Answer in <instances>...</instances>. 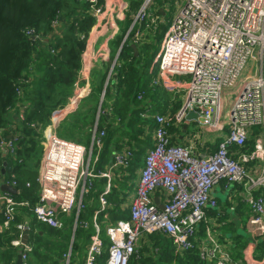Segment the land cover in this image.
Listing matches in <instances>:
<instances>
[{"label":"built area","instance_id":"built-area-1","mask_svg":"<svg viewBox=\"0 0 264 264\" xmlns=\"http://www.w3.org/2000/svg\"><path fill=\"white\" fill-rule=\"evenodd\" d=\"M95 17L86 39H116L121 33L119 21H125L130 8L127 0H86ZM153 0H144L133 18L124 39L134 30L139 42L142 26L152 17ZM154 21V18H152ZM59 15L53 21L54 32L61 31ZM27 35L44 40L42 33L26 30ZM84 37V36H82ZM120 48L118 50V53ZM108 57V56H104ZM264 0H186L169 25L156 57L159 78L171 90L184 91V100L174 116L156 114L154 143L146 153L136 196L131 203L129 219H118L107 225L108 243L101 235V215L107 217L108 196L113 187L114 172L130 165L135 149L123 145L113 154L108 171L95 169L98 157L86 164L87 147L78 141L62 137L58 126L69 112L78 108L90 94L85 81L91 79L94 57L84 51L72 94L66 103L54 109L45 134L36 181L39 196L34 206L39 223L62 230L64 217L74 218V228L92 229L83 264H130L139 254L142 236L161 233L169 237L178 252L198 249L206 264H264V246L257 252L245 251L243 259L233 257L230 241L221 242L207 226L200 235V224L207 221V209H219L214 189L220 183L241 188L243 200L250 209L249 233L264 245ZM250 61L259 62L254 73H245ZM155 62V61H154ZM117 59L113 62L115 67ZM171 76H174L171 78ZM181 76H190L181 80ZM174 78H178L175 82ZM23 96V91H19ZM143 94L139 95L142 98ZM228 97V100H227ZM26 109L27 104L18 105ZM228 108L225 110V105ZM193 111L196 119H188ZM24 118V114L22 119ZM195 121L197 126L216 134V150L207 155L196 154L189 144L175 143L169 127H180ZM33 127H40L31 123ZM0 127V154H17V137H6ZM104 129L95 128L93 146L101 145ZM253 138L254 144L248 146ZM91 159V158H90ZM98 178L107 180L99 194L100 207L92 216V227L81 218L85 210L83 197L95 189ZM17 188L14 174L2 179ZM31 186V182H27ZM162 189L165 202L159 206L154 193ZM28 202V201H27ZM18 201L12 193H0V206L9 225L17 212ZM18 236L12 241L22 248L23 264L34 251V243L24 242L25 223L17 224ZM70 264L71 252L64 255Z\"/></svg>","mask_w":264,"mask_h":264},{"label":"trees","instance_id":"trees-1","mask_svg":"<svg viewBox=\"0 0 264 264\" xmlns=\"http://www.w3.org/2000/svg\"><path fill=\"white\" fill-rule=\"evenodd\" d=\"M141 3L142 0H137V2L129 4L132 7H137ZM102 4H104V0H98L97 5ZM90 9V3L86 0H0V127L6 128V137L11 134L16 135L18 145L15 157L10 154H0V180L10 178L13 173L16 174L18 193L12 195L18 201L27 199L34 203L38 199L39 185L36 181L38 170L32 167L30 161L40 162L39 151L42 149L38 145L37 139L39 136L41 138L43 129L50 123L52 111L64 105L68 96L72 94L81 66V57L87 45L86 37L95 23V17ZM58 15L62 22L61 29L68 25L63 35L54 32L53 21ZM125 22L131 26L133 18L128 19L127 17ZM28 29H34L37 34L42 33L44 40L41 42L27 35L26 30ZM128 29L125 31L121 29V33L114 41L117 49L120 48ZM167 29L168 26L164 25L163 31L158 33L161 38H158L157 48L152 47L149 42L143 44L137 42V50L132 46L135 43L134 30H132L112 72L113 77L110 79L103 101L102 120L110 122L114 116L129 122H134L133 119L138 120L135 116L141 110L140 103L143 104L146 99V97L139 99L138 96L143 91L147 92L152 75L150 70ZM105 80L104 72L100 79H97L90 97L97 95L99 98L101 96ZM124 84L127 86L125 93L123 92ZM21 89L23 96L19 93ZM122 97H126V102L119 103L117 100ZM112 98L114 99L113 103L108 104ZM19 102L27 103L28 107L25 110L24 118L20 119L16 129L13 130L9 113L11 109L19 106ZM178 108L179 104L175 107V111ZM86 109L85 112H93V108L89 104ZM77 113L78 110L73 114L76 116ZM84 121V123L88 122L86 119ZM31 123H36L40 127H33ZM89 134L91 136V133ZM253 144L254 139L251 138L248 141V146ZM101 166L100 160L97 163V168L100 169ZM99 179L95 181L96 189L90 191L89 199L98 196L102 183ZM28 181L31 182L30 187L27 186ZM97 207V203L88 207L87 212H90L88 216ZM87 212H82L81 218L86 219L84 214ZM104 223L106 222L101 223V235L108 243ZM34 229V226L31 225V232ZM56 231L59 233H55V238L56 235L61 234V236L57 238L59 240L56 242L54 251L58 254V260L60 257L62 261L63 256L68 252L71 229H56ZM63 232H70L68 243H64ZM91 232L92 229L77 228L72 252L73 259L74 257L78 258V255L82 257ZM61 238L62 240H60ZM168 239L170 238L165 237L163 240L164 254L168 256V260L176 259L178 264H206L202 262L198 249L182 251L181 254L170 252L173 242ZM244 245L245 242L239 237L237 244L239 250L235 256L242 255L241 249ZM260 245L261 250L264 245L263 243ZM39 247L40 244L36 249ZM102 257L105 258L106 254ZM134 259L135 257L132 258L130 264H135L136 259ZM58 260L57 262H59ZM158 261H153V264H157Z\"/></svg>","mask_w":264,"mask_h":264},{"label":"crops","instance_id":"crops-1","mask_svg":"<svg viewBox=\"0 0 264 264\" xmlns=\"http://www.w3.org/2000/svg\"><path fill=\"white\" fill-rule=\"evenodd\" d=\"M162 14H164V12ZM114 41H116V39H87V45L84 51H87L95 59L93 62L95 68V71L93 72L94 76L92 75L91 79L85 81V86H84L90 89V94L87 95L85 98H83L82 102L80 103V105L76 110L69 112L68 115L64 117V119L62 120V122L60 123L57 129V132L59 133L60 126L64 124L63 126H65L67 129V131L64 134L66 136L65 138L72 140L75 139L76 141V140H81L80 139L81 137L78 135V133L80 132H78L79 130L76 129L79 128L80 126L88 125L89 132L91 133L90 163L92 164L95 158L98 157V161L95 163V169H98L97 163L100 162L101 160L102 166L100 169H98L101 171L109 170V167L113 161V154L121 146L129 145L135 149L134 158L130 163V165L126 167L124 170H121V172H114L112 176L113 187L111 189V193L108 196V200L110 203V207L107 210L108 216L105 217L104 214L101 215L102 218L101 223L106 222L104 223V225L106 228L107 239H108L107 225L115 222L118 219H129L131 216V203L136 196L140 175L145 165L146 153L154 143V137H155L154 132L157 127V120L154 116L156 114H164V115L170 114L171 116H174L182 106V102H181L180 107L175 111V107L178 104L171 106L174 98L172 95L173 90L169 89L162 81L158 85L152 83L153 79L159 78V74H160V71L158 69V63H156V59H155L154 60L155 62H153L150 70L152 72V75H151V80L149 82V86L147 88V92L146 91L141 92L143 94L142 98H139L138 96L139 99H145L146 97L143 104L142 103L140 104V109H141L140 112L137 113L135 116L138 120L133 119L134 122H129L127 120L124 121L121 118H115L114 116L110 122L109 121L107 122L106 120L102 121L101 110H102L103 102L101 104V107L99 104V111L97 116L94 115L95 120L93 119L90 113L85 112L87 110L86 108L88 104H85V107L83 104L90 97L91 93L93 92V88L95 87V83L97 82V79L101 76L100 75L99 77H96L97 65H99V68L101 67L102 72H105L106 70H110L108 76L111 72L113 65L111 64V62L113 61L112 57L114 53L116 55L117 50H119V48L117 49V46L114 44ZM140 43L141 40L139 41V44ZM104 56H108V57H104ZM116 57L114 61L116 60ZM102 72L101 74H103ZM36 74L34 75V77L36 76ZM111 74H110V79H111ZM93 77H96L97 79L95 81L93 80L92 82L91 80ZM172 77L174 76H171V78ZM107 79L105 80L103 90L104 89L107 90L108 84L110 82V80L107 82ZM177 79L174 78L175 82L177 81ZM168 94L170 96V99L167 98ZM113 100L114 99L112 98L108 102V104H112ZM23 104H27V103L24 102ZM110 108L112 109V106H110ZM26 109L22 108V105L19 104V106L10 110L9 115L12 120L13 130L16 129ZM111 109L110 112L112 111ZM77 110L78 113L75 116L73 113L76 112ZM138 115H140V118H138ZM85 119L88 121L87 123H84ZM92 120H94L93 124H92ZM101 126L102 128H100ZM95 128H97L98 130L104 129L106 131V135L103 137L100 146L99 145L93 146V132ZM169 131L172 134L173 142L191 145L196 154L207 155L209 153H213L216 150V146L218 143L216 134L200 128L199 126H197L195 121L185 123L180 127H176L173 125L169 127ZM43 138H44L43 140L46 141L44 131H43ZM44 141H43V148H41L42 150L39 151L40 157L42 156V152L44 149ZM102 154H103V158L101 159ZM39 164H37L36 167H34L33 165V168L38 170ZM13 174L16 176L15 173ZM101 181L102 183L98 191V196L96 198L92 197L91 199H89L88 196L90 193H88L83 197V203L86 206L85 207L86 210L82 212L85 211L87 212L88 207L90 208L91 206L94 205V203L95 204L97 203L98 207L95 208V210L92 212V214H90V216H93L95 211L100 207L99 194L105 188L107 180L103 178ZM2 184L4 183L2 182L1 179L0 193L4 192V190L1 188ZM239 191H241V188L239 186L236 185L233 187L231 185L228 186L225 182H222L218 186H216L214 189V193L219 201V209L208 208L207 221L201 223L199 227L201 236H204L206 234L207 226H210L214 234L221 242L230 241L233 257L235 258L236 261H241L243 259V255L245 251L257 252L261 248V245L258 243L257 240L258 238L251 236L249 233V228L247 224L251 212L247 203L243 200L241 193L239 194ZM220 197H225L226 201L225 202L221 201ZM154 200L159 206L161 207L163 206L165 202V193L162 189H159L154 193ZM35 203L36 202L32 203L30 200L27 199L18 201L15 219L11 223H9V225L5 222L6 221L5 216L0 206V264H15L18 261L19 255H21L22 248L16 247L12 244V241L19 234V230L17 228V224L19 223H25L29 227L28 228L29 241L34 243L35 246L34 251L30 254V257L28 259L29 264H66L67 263V259L64 256L62 261L60 257L58 260V254H56L54 251L56 242L57 240H59L55 238V233H59V232L56 231V228L53 229V227L39 223L37 221L34 212ZM89 213L90 212L88 211L86 214H84L85 217L86 216L89 217L88 216ZM74 214L75 215L77 214V210ZM73 215L69 217H64V220L66 222V227L64 229L66 228L71 229V237H72V242H69L67 253L71 252L70 264H83L82 262H84V260L81 263L77 262V259H80V257L78 258L76 257V259L75 257L74 259L72 258L73 245L75 242V235L77 230V228H74V219L72 218ZM31 225L34 226L35 228L33 231L34 233L31 232L30 230ZM165 237L167 236L161 233H154L151 235L144 234L140 241L139 254L134 256L136 259V260L134 259L135 264H153V261L156 262L158 260L164 264H178L176 259L168 260V256L164 254L165 247L163 245V240L165 239ZM239 237L242 238L243 242H245V245L241 249L242 255L237 257L235 256V253H237V251L239 250L237 248ZM60 240H62V238ZM89 241H90V234H89ZM38 244H40V247L36 249ZM87 247L88 245L86 244L84 254L82 255L83 259H85L87 253ZM172 251H174V253H180L178 252V250L176 249L173 243H171L170 246V252ZM57 260L59 262H57ZM104 260L105 258L103 257L100 258L101 264H104Z\"/></svg>","mask_w":264,"mask_h":264},{"label":"rangeland","instance_id":"rangeland-1","mask_svg":"<svg viewBox=\"0 0 264 264\" xmlns=\"http://www.w3.org/2000/svg\"><path fill=\"white\" fill-rule=\"evenodd\" d=\"M128 2L130 4H132V3L137 2V0H128ZM143 2H144V0H142V3ZM185 2H186V0H153L152 6H151L152 17L149 18L148 22H146L142 26V29L140 31L139 39L141 40V44H143L145 42H149L152 47L157 48V46H158V38L159 39L161 38L158 35V33L160 31H163L164 25L165 26L167 25L169 27V25L171 24L173 18L177 14L178 10L180 9V7H182L185 4ZM142 3H141V5H142ZM140 6L138 5L137 7H132L130 5V8L126 12V14L128 16V19L134 18L135 14L139 10ZM162 10H163L164 14H162L163 13V12H161ZM152 18H154V21L152 20ZM119 26H120V28L123 31H125L126 29H128L130 27L127 24V22H125V21H119ZM67 28H68V25L63 26L62 29H61V31L58 34H61L62 33L61 35H63L64 30H66ZM117 54H118V51H117ZM116 55L113 56V59H112L113 61L111 62V64H113ZM262 62H263V67H264V58H263V61ZM260 66H261V61H259V62L250 61L249 64H248V67H247V69L245 71V73H254V72H256V70L258 69V67H260ZM109 71L110 70H106L105 71L106 79L108 77ZM101 72H102L101 71V67L99 68V65H97L96 77H99L101 75ZM102 73H104V72H102ZM263 73H264V69H263ZM96 77H93L91 81L92 82H93V80L95 81L97 79ZM112 77H113V74H111V78ZM99 79H100V77H99ZM180 79L183 80V81L189 80L190 79V76H181ZM123 88H124L123 92L125 93V89L127 88V86L124 84L123 85ZM172 95H173L174 98H173V101H172V105L171 106H174L176 104H179V107H180L181 102L183 103V100H184V91H181L179 93H176V92H173L172 91ZM167 98L170 99L169 94H168ZM125 99H126V97H122V98L118 99L117 101L119 103L126 102ZM100 100H101V97L99 96V98H98V96L96 95V96H93V97H89L84 102V104H83L84 107H85V104H89V106H92V108H93L92 111L93 112H91L90 114L93 117V119H95L94 115L97 116V114H98ZM137 100L139 101L138 98H137ZM227 100H228V97H227ZM95 103H98V104L95 105ZM95 108H97V109L95 110ZM227 108H228V106L226 104L225 105V110ZM103 114H104V110H101V118H102ZM92 124H93V121H92ZM63 125L64 124H62L60 126L59 134L60 135L62 134L61 136L66 137L64 134L67 131V129ZM76 130H79L78 132H80V133H78V135L81 137L80 138L81 140H76V141H80L82 143L85 142L84 144L88 147L87 148L88 149V153H87V156H86V164H87L88 161L90 160V154H91V149H90L91 148V142L89 141L90 140L89 127H88V125L87 126H80ZM41 136H42V138H40V136H39L38 139H37V141H39L38 145H40V148H42L43 141H44L43 140L44 139L43 138V132H42V135ZM73 140H75V139H73ZM38 145H37V147H38ZM30 164H32V165H34V167H36L37 164H38V161L35 162V161L31 160L30 161ZM233 186L234 185H232V187ZM220 198H221V201H223V202L226 201V198L225 197H220ZM75 216L76 215L74 214L72 218L74 219ZM85 218L87 219V221L90 223V225L92 227V216L85 217ZM92 230H93V228H92ZM69 233L70 232H63L62 233V238H63V240H65L64 243H66V242L68 243V238H69V235H70ZM60 236H61V234L56 235V238H58ZM70 238H71L70 242H72V237H70ZM88 242H89V239H88ZM88 242H87V245H88ZM79 254L81 255L80 251H79ZM83 254H84V251H83ZM78 257H79V255H78ZM83 260L84 259L82 257H80V259H77V262H80L81 263ZM157 264H164V263L158 261Z\"/></svg>","mask_w":264,"mask_h":264},{"label":"water","instance_id":"water-1","mask_svg":"<svg viewBox=\"0 0 264 264\" xmlns=\"http://www.w3.org/2000/svg\"><path fill=\"white\" fill-rule=\"evenodd\" d=\"M161 12H163V10H162ZM33 39H34V38H33ZM125 41H126V39L123 40V42H122V44H121V47H120V51H119V53L117 54L116 59H118L119 54H120V52H121V50H122V48H123V45H124ZM132 46H133V48H134L135 50H137V45H136V43H134ZM113 68H114V67H113ZM113 68L111 69V72H112ZM111 72H110V74H111ZM110 74H109V76H108L107 82L110 80ZM105 88H106V86H105ZM105 93H106V90L104 89V90H103V93H102V96H101L100 107H101V104H102V102H103V98H104ZM187 117H188V119H196V118L198 117V114H197L196 112L191 111V112L188 114ZM5 164H6V163H5ZM1 188H2L4 191L10 192V193H12V194H16V193H18V189H17L16 187L10 185V184H2ZM28 233H29V230L27 229V230H26V234H25V239H24V242H25V243H28V241H29V234H28ZM15 264H23L22 255H19L18 261H17Z\"/></svg>","mask_w":264,"mask_h":264},{"label":"bare ground","instance_id":"bare-ground-1","mask_svg":"<svg viewBox=\"0 0 264 264\" xmlns=\"http://www.w3.org/2000/svg\"><path fill=\"white\" fill-rule=\"evenodd\" d=\"M150 149V148H149Z\"/></svg>","mask_w":264,"mask_h":264}]
</instances>
